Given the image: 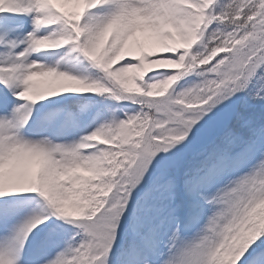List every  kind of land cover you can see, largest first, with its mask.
Masks as SVG:
<instances>
[{
    "label": "snow or ice",
    "instance_id": "1",
    "mask_svg": "<svg viewBox=\"0 0 264 264\" xmlns=\"http://www.w3.org/2000/svg\"><path fill=\"white\" fill-rule=\"evenodd\" d=\"M0 264H264V0H0Z\"/></svg>",
    "mask_w": 264,
    "mask_h": 264
}]
</instances>
